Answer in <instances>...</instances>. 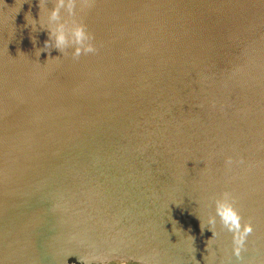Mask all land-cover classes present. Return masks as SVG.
<instances>
[{
  "label": "water",
  "instance_id": "1",
  "mask_svg": "<svg viewBox=\"0 0 264 264\" xmlns=\"http://www.w3.org/2000/svg\"><path fill=\"white\" fill-rule=\"evenodd\" d=\"M90 164L52 264H264V0H0V264Z\"/></svg>",
  "mask_w": 264,
  "mask_h": 264
},
{
  "label": "rangeland",
  "instance_id": "2",
  "mask_svg": "<svg viewBox=\"0 0 264 264\" xmlns=\"http://www.w3.org/2000/svg\"><path fill=\"white\" fill-rule=\"evenodd\" d=\"M135 138H133V140L129 141V139H127V137L126 138L124 137L123 143L125 141H127V142H125L127 146L124 149L126 158H122L121 156L116 157V155L113 156L114 160L116 162L120 161L121 164H123L127 168H131L132 163L133 164L136 163L135 161H136L137 156L134 154V152L133 153L131 152L130 154L127 153L128 146L129 145L132 146V144H130V143L133 142L135 145L138 143L137 140L135 141ZM123 143H122V145H123ZM117 166L118 165L112 164V165H109L105 169L112 173L115 171V169H117ZM230 166L232 167V164ZM234 168H236L235 165H234ZM93 169H94V165H92V164L86 166V168H84L81 173H79L76 177H74L73 182L68 187H66V189L62 190L61 192H59L57 194V196L54 197L51 205L47 206V209L45 211L46 216L43 217V219L40 222V227L42 228L40 239L37 241V243L34 242L32 245H29L30 248L20 247L18 249L19 251H14V253H15L14 254L15 259H13L14 262H10L9 264H50V263L52 264L53 262L57 263L60 260V257L63 258L61 253L70 247L69 243L67 244L63 241V238L61 237V235H63L64 237H68L69 240H72V241L78 243V244L77 243L74 244L73 247L81 246L83 251L85 250L84 247L82 246L83 241L82 240L79 241V235L76 233L77 232L76 230H80V229H77L78 227L72 226V223H77V220H75V219L72 220L73 214L71 213L70 210L67 209V207L69 208L71 205H74L76 203L75 201L77 199L82 198L84 193L85 194H86V192L88 194L90 193L89 192L90 189H88L86 191H83V190H84V188L85 189L89 188V187L92 188L91 184H92L93 180L91 179V177L86 178V175H87L88 170L91 171ZM202 171H200V172H202ZM94 172H95V170H94ZM120 172L123 175L127 174V171L123 170V169H121ZM185 176L187 177V174H185ZM202 183H204V182L202 181ZM79 201H81V200H79ZM53 203H55V205H53V207H51ZM44 227H46V228H44ZM34 234L35 233L33 232L32 237H34V236L36 237V235H34ZM51 234H54V235H51ZM37 236H39V234H37ZM53 236L56 239V244L58 243V245H56L57 249L54 250V252L49 251L47 254V252H45L47 241H44V240H46L50 237H53ZM35 248H37V249H35ZM38 249H40V252L39 251L36 252V250H38ZM74 251H77L76 256H71L70 258H68L66 260V262L64 264H85L80 253L78 254V252L80 250L79 249L77 250V248H76V250H74ZM87 256H88L87 257V263L88 264H141V263H135L132 261H122L119 259H116V260L113 259L112 260V259H109L107 257H102L100 254V251H98V253H91V255H87ZM43 260H44V262H43Z\"/></svg>",
  "mask_w": 264,
  "mask_h": 264
},
{
  "label": "bare ground",
  "instance_id": "3",
  "mask_svg": "<svg viewBox=\"0 0 264 264\" xmlns=\"http://www.w3.org/2000/svg\"><path fill=\"white\" fill-rule=\"evenodd\" d=\"M138 141V140H137ZM125 142H127V141H125ZM127 146V145H126ZM188 151H189V149H187ZM224 151H226V150H224L223 149V152ZM226 152H228V151H226ZM99 160V159H98ZM97 160V161H98ZM226 161V160H225ZM216 163H220V162H216ZM235 163V162H234ZM216 166V165H215ZM215 166L213 167V168H209V169H206V170H210V171H212V170H215ZM228 167H230V165H228ZM235 167H236V165H235ZM232 168H234V165L232 164ZM204 171V170H203ZM201 176L203 175V174H200ZM190 176V174L188 175L187 174V177L185 176V174H182L181 175V178L182 179H190L191 178V176ZM193 176V175H192ZM180 178V177H179ZM203 180H202V178L200 179V182H202ZM191 183V182H190ZM204 184V183H203ZM53 205H55V203H53L52 204V206L51 207H53ZM44 228H46V227H44ZM41 227L40 226H38L35 230H34V233L36 234V237L34 236V237H32V238H36V239H34L33 241L34 242H36L37 243V241L40 239V237H41ZM33 234V233H32ZM37 234H39V236H37ZM51 235H54V234H51ZM69 240V239H68ZM44 241H47L46 242V251L45 252H47V254H48V252L49 251H52V252H54V250H56L57 249V247H56V245H58V243L56 244V239H55V237L53 236V237H50V238H48V239H46V240H44ZM35 243V244H36ZM73 248V247H72ZM35 249H37V248H35ZM40 252V249H38V250H36V252ZM71 252L72 250H71V248L69 247L68 249H66V250H64L62 253H61V255L62 256H64V254L66 253V252ZM48 257V256H47ZM44 259V258H43ZM60 259H61V257H60ZM45 260V259H44ZM44 260H43V262H44ZM42 261V260H41Z\"/></svg>",
  "mask_w": 264,
  "mask_h": 264
},
{
  "label": "clouds",
  "instance_id": "4",
  "mask_svg": "<svg viewBox=\"0 0 264 264\" xmlns=\"http://www.w3.org/2000/svg\"><path fill=\"white\" fill-rule=\"evenodd\" d=\"M51 19L52 20H56L59 16V10L58 9H53L51 11ZM76 37L78 40L82 39L83 38V33L82 31H77L75 33ZM55 38H56V43H57V46H59L60 44H63L66 42V36L64 34V32L62 30H58L57 33L55 34ZM89 51H91V49H88ZM250 231V229H249Z\"/></svg>",
  "mask_w": 264,
  "mask_h": 264
}]
</instances>
